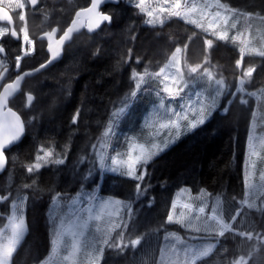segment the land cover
Masks as SVG:
<instances>
[{
  "label": "trees",
  "instance_id": "16d2710c",
  "mask_svg": "<svg viewBox=\"0 0 264 264\" xmlns=\"http://www.w3.org/2000/svg\"><path fill=\"white\" fill-rule=\"evenodd\" d=\"M45 1L49 2L46 9L52 12L43 11ZM219 1L230 8L264 16V0ZM65 3L71 6L72 12L61 15L63 23H58V18L49 20V14L62 11L60 5L53 4ZM89 3L90 0H38L36 7H26L24 21L36 50L31 58L23 61L22 70L36 67L35 64L47 59L45 43L37 38L53 29L63 32L75 12ZM102 9L112 14L111 23L90 35L85 31L75 35L59 61L40 75L41 79L33 88L28 86L31 79L24 81V89L35 96L33 107L25 109L23 99L19 97L9 102L23 117L26 128L22 141L6 152L7 166L0 175V228L9 215L13 200L18 196L26 197L27 232L13 254L11 264L43 263L51 252L57 230L47 215L54 198L57 195L73 197L82 189L96 186L100 193L121 198L132 207L154 201L153 209H157L150 213L149 228L136 233L142 237L139 247L106 249L101 264H106L113 251L117 252L116 258L108 259L107 264H157L162 235L168 231L185 234L179 225L167 223L174 195L181 188H188L192 193L204 190L211 196L221 197L225 221H232L239 211L233 229L237 232L253 230V227H245V218L254 221L258 214L242 205L245 198L244 161L253 113L261 99L238 92L237 88L240 79L244 78V71L252 67V85L244 84V89L264 93V57L244 55L241 59L237 41L212 39L178 18L161 26L144 25L145 14L127 1L105 5ZM14 18L17 20L15 15ZM205 40H212L213 48H208ZM178 47L184 51H197L202 64L209 59L208 67L224 79L227 87L219 110L203 126L183 135L177 143L153 157L146 165L147 174L143 180L120 179L111 173L100 175L93 145L97 146L101 141L113 111L134 91L133 70L156 71ZM20 52V41H14L12 66ZM237 60H241L239 67ZM136 97L130 98L125 117L136 110ZM245 97L248 101L242 103ZM124 126H121L122 131ZM121 130L118 129L111 153L124 149L127 144V135L121 134ZM40 148L53 151L52 159H63L64 163H45L38 171L29 173L28 166L35 164ZM119 182L128 184V195L115 189ZM137 184L141 185L139 194ZM261 227L263 225H258L254 231ZM219 240V246L197 264H233L239 256L248 258L247 264H264L261 241L243 240L233 233H227Z\"/></svg>",
  "mask_w": 264,
  "mask_h": 264
},
{
  "label": "rangeland",
  "instance_id": "374dc122",
  "mask_svg": "<svg viewBox=\"0 0 264 264\" xmlns=\"http://www.w3.org/2000/svg\"><path fill=\"white\" fill-rule=\"evenodd\" d=\"M130 3L133 5L140 4V0H129ZM128 1V2H129ZM221 4V1H219ZM21 3L24 4V8L20 9L15 6L14 0H3V3H0V6H4L8 10H10L17 18V29L19 30L20 39L22 46L27 49V43L23 39L24 32L21 31V29H26L25 21H21L19 19V16L21 12L25 14L26 7H28L26 0H21ZM187 4L188 7H191L193 3L197 5V12L190 18H196L198 20L201 19V12H203V19L201 22L204 24V29L197 28L195 25L188 23L195 28L199 29L201 32H204L207 36H210L212 39L217 38L215 35L212 34L213 31H228L229 38L227 40L222 41H230L232 40V36H238V39L236 40L238 45L241 47H245V55L254 57L259 56L256 54V52L262 50L261 48H264V16H257L248 14L244 11L233 9L227 6V9L235 10L234 12L225 11V9L218 8L216 6V0H181L182 8L181 11H184V5ZM175 0H144L141 8V12L145 14V17L147 20L144 21V25L147 26H161L168 22L169 20L173 18H178L180 20L185 21V19L177 16H171L169 15V12L175 11ZM140 8V9H141ZM161 9H164V11H161ZM217 11H220L225 16H230L229 24L228 26H225L223 21L219 22V25L217 28H209V22L213 19V14ZM148 12H152L153 16L149 17ZM149 19H152L154 22L149 24L147 21ZM163 21L161 23L160 21ZM63 23V22H61ZM232 23L236 24L235 28H231L230 25ZM0 28H6L2 24H0ZM7 29V28H6ZM207 29V30H205ZM8 33V31L5 33V35ZM4 35V36H5ZM3 36V37H4ZM3 37H0L3 38ZM31 40V39H30ZM32 41V40H31ZM241 41H246L247 44L241 43ZM234 44V43H232ZM262 44L261 48L260 45ZM235 45V44H234ZM179 48V47H178ZM213 48V46H212ZM177 49V48H176ZM175 49V50H176ZM182 51L179 54L180 56V67L182 71L185 74L186 79H189L191 82L189 83L188 87L186 88L185 92L181 94V97H177L175 100H169L164 94L161 89L164 86L165 83L171 84V81H164V76L168 74H175V67H171L166 69L165 73L162 74L159 77H154L153 75H149L146 77V81L144 84L141 85V88L139 90H136V82H135V88L134 90L137 91V94L139 93V97H136L135 104H136V110L134 112H131L128 114L127 117H125V114H123L120 118H118L116 125L113 128V134L104 137L102 135L101 141L98 143L95 149V155H96V165L100 170V175L103 176L105 173H111L118 175L120 179H132L137 180L132 177H129L127 175L121 174V168L112 165L111 158L116 157L118 160H126L127 154L129 151V146L131 143H144L147 139V134L149 129L146 127V124H155L160 117V112L162 110L154 108V105L159 104V99L157 96V93H159L160 97H163L165 99V104L169 107L175 108L176 111H180V105L184 104L187 105L189 103V98H191V102H195L197 100L196 93H200V98L204 99V102L207 104L209 102L206 97L211 94L215 95V83L214 81L216 79H220V76H217L215 74V71L211 69L209 59L205 61L204 64H202V61H199V53L197 51H184L182 48H180ZM175 52V51H174ZM172 56V55H171ZM186 58V59H185ZM169 60L162 66L164 67L166 64H168ZM200 65V69H198V74H193L192 77H188V69L190 67H194L196 65ZM5 66L4 61L0 60V71ZM160 67L156 71L149 72L150 74L159 73ZM207 67L210 72L213 73V80L209 81L206 74L203 73V69ZM13 71L18 70L17 64L15 62V65L12 66ZM140 74H143L142 72H137ZM253 74V73H252ZM245 79V78H244ZM247 79V85H251L253 82V78H246ZM44 85H41L43 87ZM175 87V85H171ZM252 93L253 90H250L247 88L244 89V93ZM257 99H261L260 104L256 107L253 113V120L251 124V131L249 138H252V142L257 146L256 154L251 155L249 154V139L247 142V152L245 153V161H244V176L247 173L248 178L250 182H254L257 186L259 185V175L260 172L264 171V151L261 150L260 144L262 141H264V93L262 92H255ZM141 95V96H140ZM225 95V90L223 94L218 98L216 108L212 111V115L205 121L207 123L209 119L213 116V114L219 110L220 105L222 103V100ZM250 96V95H247ZM245 100L248 101V98L245 97ZM199 107V105H197ZM127 112V111H126ZM191 115V114H190ZM186 123V122H182ZM204 123V124H205ZM203 124V125H204ZM125 125V126H124ZM200 125L197 128L203 126ZM121 126H124V130H121ZM196 128V129H197ZM118 129L121 130V134L127 135V144L124 147V149L119 150L116 153H111V149L113 148V142L116 139V136L118 133ZM196 129H193L191 131H182V134L179 136L178 139H175L173 134V139H175V142H170L168 146L162 151L164 152L167 150L170 146L177 143L178 140L188 133H191L195 131ZM107 130V127L105 131ZM104 131V132H105ZM143 133V135H142ZM167 132L164 131L161 134H159L156 137V142H161L163 139H166ZM101 144H103V148H101ZM44 151H49L45 148H40V150L37 151V155L43 156ZM98 152H102L105 159V168L100 167L99 163V157L97 155ZM162 152H160L158 155H160ZM157 155V156H158ZM36 157H35V163H36ZM156 157V156H155ZM45 164V163H44ZM253 164H255V168H253ZM113 167H117L116 171H112L111 169ZM137 173H146V165H140L136 169ZM145 176V175H144ZM87 178H90L89 175H87ZM126 179V180H127ZM98 186H96L94 189L84 190L82 189L79 193H77L73 197H66L65 195H57L54 200L52 201V204L49 206L48 210V219L52 222L54 226L57 227V229H60L64 232V235L61 239L60 246L58 248V251L55 255L51 252L48 256V258L41 264H71V261H64V257L69 254L71 251V243L73 239V233L79 234L80 232L84 233L83 239L86 240H92L94 237H98L99 233L96 232V228L100 227L101 229L110 226L111 223H118V224H126L127 227H120L116 229L112 233V244H116L119 240V233L123 232L124 240L123 242L125 244H128V247H124L125 250H128L129 248H132L130 245V240L135 239L138 236L136 233L140 232L141 230L145 228H149V224L152 221L151 212H156L157 209L154 208V201H151L146 203L144 206L142 204L137 203L132 209L131 216H129L128 210L126 207H121L120 205L115 204L114 202L119 200L124 205H130L127 201L122 200L121 198L109 196L100 193V191H97ZM128 184L126 182H119L115 189L122 194L128 195L127 191ZM20 197V196H19ZM24 196H21L23 198ZM174 200L176 203V208H171L170 212H173L174 218L178 219L179 214L181 211H186L182 208V206L185 203H193L196 205H199L201 202L208 207L206 208V214H211V206L216 202L217 197L219 196H211L208 195L204 190L200 191L199 193H192V191L188 188H181L176 192L174 195ZM221 198V197H220ZM17 199V198H16ZM14 199L13 201H15ZM245 199L250 200L254 203L253 208H248L247 205L244 203ZM104 201H112L113 203L108 204L106 207H102L104 204ZM223 201V199H222ZM172 202V205H173ZM13 202L10 205V212L9 215L6 217L3 227L0 228V244H4L7 242V238L10 237L11 231L9 225V218L11 217L13 213ZM25 205L23 209V218L25 221ZM242 205L244 208H246L248 211L252 210L255 211L258 215L257 218L254 221H251V219L245 218V227L248 226L253 227V230L250 231L252 233L251 238L248 236L241 237L243 240H258L263 242L264 244V196L261 195L258 187L248 193V197L245 196ZM145 207V208H144ZM119 209V212L117 213V210ZM150 209H153L150 211ZM224 214V212H223ZM97 216H100V220H96L95 218ZM225 216V215H224ZM229 223H232V221H226ZM260 222V223H259ZM171 225H179L184 231L185 234H181V232H175V231H168L164 233L163 236V242L160 246L159 250V256L157 260V264H171V261L176 258L177 252L179 253L180 257L183 258V250L186 245L188 244H195V245H203L206 243H216L215 249L219 246L220 237H217L215 239L208 238L205 236L203 232L196 233L188 228H185L180 223H169ZM244 224V221L242 222ZM241 223V224H242ZM259 223V224H258ZM86 225V227H85ZM258 225H263V227L259 228L258 230L254 231L255 227ZM26 226V224H25ZM126 230V232H125ZM26 232H27V226H26ZM25 232V235H26ZM246 232V231H243ZM227 233H233L237 234V231L234 230L232 232ZM226 233V234H227ZM173 234H175L176 237H179L180 240H176L173 238ZM24 235V236H25ZM183 236L184 239L181 237ZM187 237V238H186ZM193 237H196L197 239H193ZM24 238V237H23ZM245 242V241H244ZM141 244V243H140ZM139 244V245H140ZM20 245V244H19ZM137 245L136 247H139ZM173 245H175V249L173 248ZM53 247V246H52ZM121 247H123L121 245ZM120 247H106V249H116ZM214 249V250H215ZM87 249L82 250L81 252L77 253L75 257L76 264H88L87 258L85 256V252ZM105 252V251H104ZM103 256L99 261V264L103 262ZM117 252L113 251L109 253L108 259L116 258ZM119 254V253H118ZM123 255V254H122ZM122 255L119 257V259L122 257ZM106 259L105 263L107 264L108 260ZM198 262V261H197Z\"/></svg>",
  "mask_w": 264,
  "mask_h": 264
},
{
  "label": "snow or ice",
  "instance_id": "6c2138e0",
  "mask_svg": "<svg viewBox=\"0 0 264 264\" xmlns=\"http://www.w3.org/2000/svg\"><path fill=\"white\" fill-rule=\"evenodd\" d=\"M15 6L17 8L23 9L24 4L21 3V0H14ZM32 5H36L37 0H30ZM144 0H140V4L136 6L141 8ZM0 3H3V0H0ZM102 0H91V5L88 8L82 9L76 12V17L78 19L73 20L72 26H70L67 30L64 31L63 35L59 37V40L55 41L56 47H53L51 43L52 35L55 33L56 29L52 30V33H46L45 35L49 38V46L48 50L51 53V59L48 63H51V60L56 59L61 54V48L64 42L70 38L71 33L76 30V25L79 23L83 26L84 21L79 19L83 17L87 20V28L91 32L101 26L102 22L111 23L112 21V14H105L102 11L98 10ZM216 6L221 9H225V11L234 12L235 10L227 9V6L221 4L219 0H216ZM175 11L169 12L171 16H177L185 19L186 23H191L195 25L197 28L204 29V24L201 22L203 19V12H201V19L198 20L192 17L198 10L197 5L193 3L191 7H188L185 3L184 11H181L182 8L181 0H175ZM141 10H143L141 8ZM164 11V9H161ZM149 17L153 16L152 12L147 13ZM19 19L21 21L25 20V15L21 12ZM230 16L223 15L220 11H217L213 14V19L209 22V28H217L220 21H223L225 26L229 24ZM0 20H7L11 23V16L4 10L3 7H0ZM154 21L149 19L147 23L151 24ZM163 23V21H160ZM231 28H235L236 24L232 23L230 25ZM207 30V29H205ZM8 30L6 28H0V37H3ZM24 32L23 39L28 45H32V41L29 39L28 33L26 29H21ZM213 35L217 37L219 40H227L229 38L228 31H213ZM11 35L16 36V32L12 31ZM231 39L236 41L238 36H232ZM241 43L247 44L246 41H241ZM205 44L208 48H211L213 41L212 40H205ZM187 48V45H185ZM3 47H0V52H3ZM181 49L177 48L175 52L172 53V56L169 58L168 64L162 67L159 73L150 74L147 69L143 74L137 73L136 70H133L132 78L136 82V90L141 88V85L145 83L146 77L149 75H153L154 77H159L165 73L166 69L175 67V74H168L164 76V81H171V84L165 83L162 87L161 91L166 94L169 100H175L177 97H181V94L185 92L186 88L188 87L189 83L191 82L189 79H186L184 72L180 67V56ZM246 48L241 47V59L245 55ZM32 52V48L30 47L26 52L25 55H28ZM257 55L264 57V50H260L256 52ZM21 61V57L17 56L16 64L19 68ZM207 61V58H206ZM237 67L240 66L241 60H237L236 62ZM46 67V64H41L39 69H35L34 71H39ZM200 65H196L194 67H190L188 69V77H192L193 74H198V69H200ZM254 68L249 67L243 73L244 78H250ZM203 73L207 75L209 81L213 80V73L209 71L207 67L203 69ZM24 75H29V73H25ZM241 78L239 81V87L237 88L238 92L244 91V84L246 83V79ZM23 79V76H17L16 81L14 83H10L5 85L3 94H0V169H3L7 163V159L5 156V149L11 146L13 143L17 142L24 132V123L21 121L20 116H18L11 108L7 109V112H4L3 109L7 106L8 97L11 96L19 87L20 81ZM215 83V95L209 94L206 99L209 102L206 104L204 99L200 98V93L197 92V100L193 103L191 102V98H189V103L187 105L181 104L180 111H176L175 108L169 107L165 104V99L159 96L157 93L159 104L154 105V108L162 110L160 112L159 120L155 124H146V127L149 129L147 134V139L144 143H131L129 146V151L127 154L126 160H118L116 157L111 158V163L114 166L121 168V174L127 175L137 180L144 179V173H137L136 169L140 165H147L149 161L153 159V157L157 156L160 152H162L170 142H175V139H178L179 136L182 134V131H191L196 129L198 126L203 125L205 121L212 115V111L216 108L218 98L223 94L227 85L223 78L216 79ZM175 85V87L171 86ZM134 90L130 93V96H126L121 102L120 107L116 108L112 116L109 120V124L107 126V130L103 133V136L106 138L113 134V128L117 123L118 118H120L123 114L126 113L127 109L130 107L129 100L130 98H134L137 95V91ZM235 95V93H233ZM248 95H256V93H248ZM29 101L33 99L31 95L28 97ZM242 103H247L246 100H242ZM199 105V107H197ZM227 111V109H225ZM79 113H77L78 115ZM191 114V115H190ZM73 122L75 123L76 120L74 118ZM186 122V123H182ZM167 132L166 139H163L161 142H156V137L161 134L162 132ZM173 134L175 139H173ZM143 135V133H142ZM103 144H101V148H103ZM95 148L96 146L93 145ZM260 148L264 151V141L261 142ZM257 146L252 142V138H249V154L254 155L256 154ZM99 157L100 167L103 169L106 167L105 159L102 152L97 153ZM54 156V152L44 151L43 156L38 155L36 157V163L31 164L28 166L29 173L33 171H38L44 163H56L62 164L64 163L63 159H52ZM255 168V164L252 165ZM117 167H113L111 170L116 171ZM259 185L257 186L254 182H250L248 178V174H245V188H246V197L248 193L258 187L262 196H264V171L260 172L259 175ZM25 187H28L27 185ZM137 194L140 193L141 185L137 184ZM203 191V190H202ZM7 199V197H4ZM26 201V197H17L15 201H13V213L9 218V225L11 235L7 238V242L4 244H0V264H10L11 257L13 256L14 252L16 251L17 247L21 243L25 232L26 226L25 221L23 218V209L24 204ZM55 202V198H54ZM113 203L112 201H104L102 207H106L108 204ZM121 207H126L131 216L132 209L130 205H124L121 201L117 200L114 202ZM244 203L247 205L248 208H253L255 205L248 199H245ZM173 209L176 208L175 201L172 205ZM208 206L203 204L202 202L199 205L193 203H185L182 208L186 211H181L179 214V218H174L173 212H169L167 217V221L169 223H180L185 228L189 230L201 233L203 232L206 237L215 239L217 237H224L227 232L234 231L233 223L236 221V216L232 217V223L226 222L224 219L223 214V202L222 198L217 197L216 202L211 206V214H206V208ZM119 209L117 210V213ZM239 215V211L237 212V216ZM96 220H100L101 217L97 216ZM127 227L126 224H118V223H111L110 226L101 229L100 227L96 228V232L99 233L98 237H94L92 240L83 239L84 233L80 232L79 234L73 233V239L71 243V251L67 256L63 259L64 261H71V264H76L75 257L77 253L81 252L84 249H87L85 252V256L87 258L88 264H99L100 259L103 256L106 247H128V244H124V235L125 233H119V240L116 244H112V233L120 228V227ZM86 227V225H85ZM237 234L241 237L248 236L251 238V232H243L238 231ZM64 235V232L60 229L55 231L54 239L52 240V253L55 255L58 251V248L61 243V239ZM173 238L176 240H180L179 237H176L173 234ZM142 237H137L135 239L130 240V245L135 248L137 245L141 243ZM193 239H197L193 237ZM175 245L173 248L175 249ZM216 243H206L203 245H195V244H188L185 246L183 250V258L180 257L179 253L177 252L176 258L171 261V264H197V261L210 255L212 251L215 249ZM233 264H245L244 257H240L238 260L234 261Z\"/></svg>",
  "mask_w": 264,
  "mask_h": 264
},
{
  "label": "flooded vegetation",
  "instance_id": "af4514ba",
  "mask_svg": "<svg viewBox=\"0 0 264 264\" xmlns=\"http://www.w3.org/2000/svg\"><path fill=\"white\" fill-rule=\"evenodd\" d=\"M47 3H49L48 1H45V3H43V6H42V8H43V11L45 12V13H47V12H52V10H47L46 9V5H47ZM54 5H60L59 7H61V12H59L58 13V11H56V12H54V13H52V14H49L50 16V18H49V20L50 19H52V18H58V22H63V15H64V12L67 14V15H70L71 14V12H72V8H71V6L69 5V4H67V3H65V4H53V6ZM11 12V11H10ZM56 13H58L59 15H56ZM62 15V16H61ZM11 16H12V18H13V21H14V29H15V32H16V36H13V35H11V33H12V30H11V27L9 26V25H7V24H2L4 27H6L7 28V30H8V33L3 37V38H1L0 39V47H3V49H4V51L3 52H0V60L1 61H4V64H5V66L2 68V70H1V73L2 72H5V78H4V80H3V82H2V85H1V88H0V91H1V89H2V87L5 85V84H7V83H9V82H11L12 80H14L19 74H21L22 72H24V71H28V70H32V69H34V68H36L38 65H40V64H42L43 62H45L46 60L44 59L43 61H41L40 63H37V64H35V66L36 67H33V68H27V69H24V70H22V64H23V61L25 60V59H23V61H21V63H20V65H19V68L17 67V69L18 70H14L13 71V69H12V63H13V58L11 57V51H12V49H13V42L14 41H19V37H20V34H19V30L17 29V20L14 18V14L11 12ZM74 16V15H73ZM73 18V17H72ZM72 21V19L69 21V23ZM69 23H68V25H69ZM67 25V26H68ZM67 28V27H66ZM64 32V31H63ZM63 32H58V30H56L55 31V33H53L55 36H54V38H58V36L59 35H61ZM47 33H52V31H50V32H47ZM83 33V32H82ZM42 41H44V43H45V48H46V45H47V40H44V39H42ZM22 46V45H21ZM23 47V46H22ZM24 50V47L22 48V51ZM45 51H46V49H45ZM21 53H23V52H20V54ZM20 56V55H19ZM21 57V59L23 58V56H20ZM47 57H48V55H47ZM53 65H55V63L53 64ZM53 65H51V66H53ZM50 66V67H51ZM50 67H48V68H46L44 71H42V72H40L38 75H35V76H32V77H29L28 79H31V81L29 82V84H28V86L31 88L34 84H35V82H38V80L39 79H41V77H40V75L43 73V72H45L46 70H49L50 69ZM43 84V83H42ZM24 85L25 84H22V86H21V90H20V92L15 96V97H19V98H22L23 99V103H24V108L25 109H27V110H29L31 107H33V104H34V101H35V99H34V101L32 102V104H31V106L30 107H28L27 106V99H26V95L27 94H32V95H34L30 90H27V89H24ZM33 88V87H32ZM19 113V112H18ZM20 114V113H19ZM21 115V114H20ZM6 152H8V151H6ZM6 152H5V154H6ZM247 259V258H246ZM247 263V261H245V264Z\"/></svg>",
  "mask_w": 264,
  "mask_h": 264
},
{
  "label": "water",
  "instance_id": "95a60500",
  "mask_svg": "<svg viewBox=\"0 0 264 264\" xmlns=\"http://www.w3.org/2000/svg\"><path fill=\"white\" fill-rule=\"evenodd\" d=\"M29 1H30V0H29ZM119 1H121V0H102V3L100 4L98 10L101 11V8H102L104 5H106V4H116V3H118ZM122 1H123V0H122ZM30 5H31V6H35V5H32L31 2H30ZM90 5H91V2H90V4H89L88 7H90ZM88 7H86V8H88ZM4 10H5L6 12H8V14L11 16L10 12H9L7 9L4 8ZM81 10H82V9H81ZM78 11H80V10H78ZM105 14H106V13H105ZM11 18H12V16H11ZM75 19H78V18L76 17V13H75V15H74L73 20H75ZM79 19H81V20L84 21L83 26H81L79 23L76 25V30H74V31L71 33L70 38L67 39V40L64 42V44H63L62 46H60V48H61V54H60L56 59L51 60V63H48V61L51 59V53L49 52L48 47H47L48 60L44 63V64H46V67H44L43 69H40L39 71H34L35 69H39V68H40V65H39V66H37L36 68H34L33 70L24 71V72H22L21 74L18 75V76H23V79L20 81V84H19V87L17 88V90H16L11 96L8 97L7 106H6V108L3 109L4 112H7V109H8V108H11V107L9 106V100H10L11 98H14V97L20 92V90H21V86H22L24 80H25L26 78H29V77H31V76H34V75H36V74L42 72V71L45 70L46 68H48V67H50L51 65H53V64H54V63L60 58V56L62 55V52H63V48H64V46H65L66 44L70 43V41L73 39L74 35H77L78 33L82 32L83 30L86 31L87 33H90V34H91V33H94V32H96V31H98V30L101 28L102 25L108 23V22H102V23H101V26H100L99 28H97V29H95V30H93V31L90 32V31L88 30V28H87V20L84 19L83 17H81V18H79ZM73 20H72V22H73ZM0 22H1V23H5V24H8V25L11 27V30L14 31V21H13V18H12V20H11V23H9L7 20H0ZM72 22L70 23V25L68 26V28H69L70 26H72ZM68 28H67V29H68ZM67 29H66V30H67ZM62 35H63V34H62ZM62 35H61V36H62ZM43 38H45V39L47 40V42H48V46H49L50 41H49L48 36H47V35H44ZM57 40H59V38H58V39H55L54 36L52 35L51 43L53 44V47H56L55 41H57ZM25 73H29V75H24ZM4 78H5V72L0 73V86H1V84H2V82H3V80H4ZM16 78H17V77H16ZM16 78H15L13 81H11V82H9V83H7V84L14 83V82L16 81ZM7 84H6V85H7ZM4 87H5V85L3 86L2 90L0 91V94H3V92H4ZM29 95H31V96L33 97V99H32L31 101H29V99H28ZM26 99H27V106L30 107L31 104H32V102L34 101V96H33L32 94H27V95H26ZM11 110L14 111L18 116H20L19 113H18L16 110H14V109H12V108H11ZM20 118H21V116H20ZM0 119H4V118H0ZM21 121L23 122V119H22V118H21ZM24 135H25V127H24V132H23L22 136L20 137V139H19L17 142L13 143L11 146H9V147H8L7 149H5L4 151L6 152V151L10 150L13 146H15L16 144L20 143V142L22 141ZM5 156H6V154H5ZM6 159H7V157H6ZM6 165H7V163H6ZM6 165H5V167H6ZM5 167H4L3 169H0V175H1V174L3 173V171L5 170ZM238 259H239V258H238Z\"/></svg>",
  "mask_w": 264,
  "mask_h": 264
},
{
  "label": "bare ground",
  "instance_id": "6f19581e",
  "mask_svg": "<svg viewBox=\"0 0 264 264\" xmlns=\"http://www.w3.org/2000/svg\"><path fill=\"white\" fill-rule=\"evenodd\" d=\"M71 22H72V21H71ZM71 22H70V23H71ZM58 23L61 24V22H58ZM70 23H69V25H70ZM69 25H68V26H69ZM68 26H67V28H68ZM67 28H66V29H67ZM66 29H65V30H66ZM65 30H64V31H65ZM82 32H83V31H82ZM82 32L78 33L77 35L82 34ZM63 33H64V32H63ZM63 33H62V34H63ZM84 33L90 35V33H87V32H84ZM45 34H46V33L41 34V35L39 36V38H37V40H39V41H40V40L42 41V39L46 40L45 38H43V36H44ZM62 34H61V35H62ZM61 35H59L58 38H59ZM53 36H55V35L53 34ZM58 38H55V39H58ZM73 39H74V38H73ZM73 39H72V40H73ZM72 40L70 41V43H68V44H66V45L64 46V48H63V52H62V55H63V53H64L65 48H66L68 45H70V44L72 43ZM32 42H33L32 45H28V44H27V49L24 48L23 53L20 54V56H23V58L21 59V61H23V59L31 58V57L35 54V50H36L35 41L32 40ZM30 47L32 48V52H31L30 54H28V55H25V52H26ZM47 47H48V42H47V45H46V48H45V49H46V54L48 55V53H47ZM62 55L60 56V58L62 57ZM60 58H59V59H60ZM59 59H58L55 63H57V62L59 61ZM47 60H48V57H47ZM47 60H46V61H47ZM21 61H20V63H21ZM46 61H45V62H46ZM45 62H43L42 64H44ZM40 65H41V64H40ZM38 66H39V65H38ZM32 70H33V69H32ZM43 71H44V70H43ZM38 74H39V73H38ZM38 74H36V75H38ZM34 76H35V75H34ZM31 77H32V76H31ZM19 115H20V114H19ZM20 116H21V115H20ZM21 118L23 119L22 116H21ZM23 123H24V120H23ZM24 127H25V123H24ZM25 131H26V128H25ZM18 144H19V143H18ZM16 145H17V144H16ZM16 145H15V146H16ZM13 147H14V146H13ZM8 151H9V150H8Z\"/></svg>",
  "mask_w": 264,
  "mask_h": 264
}]
</instances>
